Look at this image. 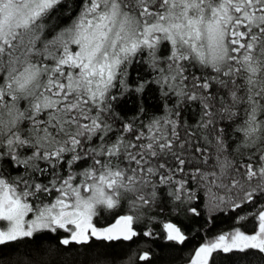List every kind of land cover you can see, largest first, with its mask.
<instances>
[{
	"label": "snow or ice",
	"instance_id": "snow-or-ice-1",
	"mask_svg": "<svg viewBox=\"0 0 264 264\" xmlns=\"http://www.w3.org/2000/svg\"><path fill=\"white\" fill-rule=\"evenodd\" d=\"M193 225L186 264L264 261V0H0V261L161 264Z\"/></svg>",
	"mask_w": 264,
	"mask_h": 264
},
{
	"label": "trees",
	"instance_id": "trees-1",
	"mask_svg": "<svg viewBox=\"0 0 264 264\" xmlns=\"http://www.w3.org/2000/svg\"><path fill=\"white\" fill-rule=\"evenodd\" d=\"M100 226H105L111 222V216L105 214L103 217H98ZM226 217H221L215 222V230L212 233L215 235L220 231H227L230 228L229 223H225ZM212 225H206L201 228L200 225H193L191 231L188 233L189 239L184 246H177L178 251H169L167 248L161 251V247L151 245L155 257L161 261V264H186L187 259L194 249L203 242L205 232ZM161 242H157L159 245ZM150 245L141 244L140 247L147 248ZM100 250L89 253V259H96L97 253ZM84 249L82 246H69V249H64L58 244L56 236H50L48 240L43 241L39 250L34 247H16L6 248L4 250L3 260L0 264H81L85 260ZM119 254V250H117ZM101 264L104 261L101 260ZM252 264H264L258 257L252 258Z\"/></svg>",
	"mask_w": 264,
	"mask_h": 264
}]
</instances>
